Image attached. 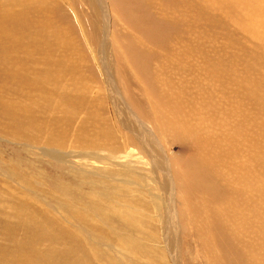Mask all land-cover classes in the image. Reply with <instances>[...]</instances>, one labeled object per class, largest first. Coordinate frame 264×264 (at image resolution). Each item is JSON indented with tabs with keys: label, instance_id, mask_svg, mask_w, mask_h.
<instances>
[{
	"label": "rangeland",
	"instance_id": "374dc122",
	"mask_svg": "<svg viewBox=\"0 0 264 264\" xmlns=\"http://www.w3.org/2000/svg\"><path fill=\"white\" fill-rule=\"evenodd\" d=\"M96 1L0 0V264H264V0Z\"/></svg>",
	"mask_w": 264,
	"mask_h": 264
},
{
	"label": "bare ground",
	"instance_id": "6f19581e",
	"mask_svg": "<svg viewBox=\"0 0 264 264\" xmlns=\"http://www.w3.org/2000/svg\"><path fill=\"white\" fill-rule=\"evenodd\" d=\"M96 1V0H95ZM101 2H103V0H100ZM129 1V2H128ZM125 0V1H119V6H120V9H121V11H122V9H123V7L125 6V8L128 10L127 11V13H128V15H125L127 18H129L130 20H131V22H134V20L135 19H133L134 18V16L136 15H134L133 14V12H136L137 13V15L135 16V17H137L136 19L138 20H135V21H137L136 23H137V25L138 26H140V25H146L147 27H143L142 29H138L141 33H139L140 35H141V37L145 40L146 39V41L147 42H149L150 40L154 43V44H159V43H161L162 41H164L167 37H168V32H167V27H166V25L164 24V23H159V22H157L158 20H156V19H154L153 17H151L150 16V14H149V11H148V9L145 7V5H146V2H143L142 0ZM139 2L140 4H137V3H135V2ZM132 2V3H131ZM94 3V2H93ZM97 3H98V0L96 1V3L93 5V9H95L96 11L98 10V6H97ZM142 5V6H141ZM134 6H136L138 9H141V11H139L138 9H136ZM134 15V16H133ZM101 20H102V18L100 19V15H99V13L97 12V15H96V27L97 26H100L101 27V25H102V23H101ZM151 29V30H150ZM107 32V31H106ZM107 35V34H106ZM170 35V34H169ZM115 39V38H114ZM116 41V40H115ZM170 42V41H169ZM110 43V42H109ZM135 46V45H134ZM143 47V46H142ZM113 49V47H111V45L109 44H107V46H104V48H103V50H101V53H100V56L99 57H101V60H102V65H103V68H104V77H106L105 76V74L107 75V77L109 78L110 76H109V74H108V72H106V70L107 69H109V68H106V66H108V67H111V69L113 68L112 66V64H114V63H112L113 62V60H114V55L115 54H113V51H112V49ZM158 48V47H157ZM140 51V50H139ZM139 51H137L136 53H135V57L137 58V59H139V57H141L142 59H146L147 58V55L144 53V54H142V52L140 53ZM134 56V55H133ZM140 58V59H141ZM106 61H108V65H106L105 64V62ZM139 64H140V62H139ZM141 69V68H140ZM109 71H111L110 69H109ZM111 73V72H110ZM111 75V74H110ZM113 76V75H112ZM109 82L110 83H108V86H109V90H108V94H109V97H110V100H111V102L113 103L112 105H113V107L115 108L114 110H115V113H116V115L118 116V119H120L121 120V122L122 123H125V126L127 127V124H128V121L130 120V119H135L136 120V116L134 115V113H133V111L130 109V107H129V105H128V103L127 102H125V100L122 98V95H120L119 93H118V91H117V89H115L114 88V84H113V82H111L110 81V79H109ZM148 82V81H147ZM111 87H113V92H111L110 91V89H111ZM118 101H120V104L121 105H119L118 104ZM124 115L126 116V118L124 117ZM137 121V120H136ZM140 122V121H139ZM141 123V122H140ZM139 126L141 125L142 126V128L144 129H146L147 130V127H145V125L143 124V123H141V124H138ZM140 126V127H141ZM125 127V128H126ZM145 129H144V131H145ZM106 131V130H105ZM150 131V128L147 130V132H149ZM104 133V132H103ZM106 133V132H105ZM106 135H107V133H106ZM155 135V134H154ZM156 136V135H155ZM150 138H151V136L148 138V140H146V141H144V142H148L146 145H145V148H147V146H148V144L150 143ZM154 146V145H153ZM152 146V148L150 149V150H148V154H149V157H150V159L153 161L152 163L154 164V166L155 167H160L159 166V159L156 161V159L157 158H159V156L160 155H157L158 154V152H157V149H155L154 147ZM161 162V161H160ZM159 163V164H158ZM164 163V162H163ZM162 164V163H161ZM164 164H166V161H165V163ZM202 165V164H201ZM167 166V165H166ZM165 166V167H166ZM207 165L204 163L203 164V166H202V168L200 167V171H201V173H200V177L202 178V180H203V185H207L208 183H209V181H208V179L210 178V176H213V175H210L211 173H209V171H208V169L207 168H205ZM211 168V167H210ZM159 169V168H158ZM160 169H161V167H160ZM167 170V169H166ZM210 170V169H209ZM163 172L164 173H166L167 171H165L164 169H163ZM198 173V172H197ZM196 173V174H197ZM168 176V175H167ZM198 178V177H197ZM171 179V178H170ZM199 179V178H198ZM201 181V180H200ZM199 182V181H198ZM166 183V182H165ZM202 185V184H201ZM200 185V186H201ZM214 185V184H213ZM198 186V188L200 187L199 185H197ZM210 187L209 188H211V190H212V185H211V183H210V185H209ZM215 186H217L216 184H215ZM203 187H205V186H203ZM202 186H201V188L200 189H202L203 188ZM207 187V186H206ZM214 187V186H213ZM215 188H217V187H215ZM108 189V188H107ZM119 189V188H118ZM205 189V188H204ZM211 190H207V192L209 191H211ZM215 191H216V189H215ZM198 192V191H197ZM203 192V191H202ZM212 192V194H211V196L213 195V190L211 191ZM204 193V192H203ZM216 193V192H215ZM208 194V193H207ZM217 194V193H216ZM114 195H118V193H117V191H115L114 192ZM218 195V194H217ZM214 196H216V195H214ZM208 196H206L205 198L206 199H208L207 198ZM212 198V197H211ZM216 198V197H215ZM214 198V199H215ZM218 198H219V196H218ZM217 198V199H218ZM220 200V199H219ZM221 200H224V199H221ZM208 201V204H211V202L209 203V201L210 200H207ZM213 201V200H212ZM214 201H217V200H214ZM213 203V202H212ZM214 203H216V202H214ZM207 204V205H208ZM210 206V205H209ZM226 213V212H225ZM131 216V215H130ZM227 217H229V216H227ZM230 220V219H229ZM231 222V221H230ZM239 222V221H238ZM237 222V223H238ZM257 223H259V222H257ZM139 224H140V222H139ZM229 224V223H228ZM260 224V223H259ZM258 224V225H259ZM223 225H224V223H223ZM231 225V224H230ZM229 229V228H228ZM260 229H262V227L260 228ZM242 230V229H241ZM242 232V231H241ZM239 237V236H238ZM240 238V237H239ZM244 238V237H243ZM134 243V242H133ZM250 247V246H249ZM253 247V246H252ZM252 247H250V248H252ZM245 248V247H244ZM249 252V251H248ZM254 253V252H253ZM253 256V255H252ZM29 258H30V256H29ZM40 258V257H39ZM253 258V257H252ZM222 260V259H221ZM254 260V259H253ZM46 261V260H45ZM255 261V260H254ZM39 262H40V260H39ZM251 263V262H250ZM253 263V262H252ZM251 263V264H252ZM27 264H30L29 263V261L27 262ZM222 264V263H221Z\"/></svg>",
	"mask_w": 264,
	"mask_h": 264
}]
</instances>
